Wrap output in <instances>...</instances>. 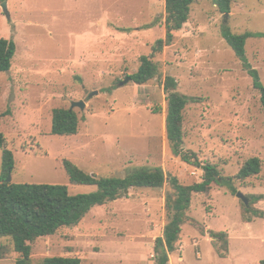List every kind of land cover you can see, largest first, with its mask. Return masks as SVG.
I'll return each mask as SVG.
<instances>
[{"label":"rangeland","instance_id":"374dc122","mask_svg":"<svg viewBox=\"0 0 264 264\" xmlns=\"http://www.w3.org/2000/svg\"><path fill=\"white\" fill-rule=\"evenodd\" d=\"M164 3L0 0V38L16 45L10 69L0 73V131L15 161L12 182L66 184L71 193L96 190L70 185L63 159L95 176L121 177L136 167L160 166L183 184L199 182L202 170L172 156L167 144L162 82L169 75L180 93L197 98L183 111L184 149L216 164L224 176L258 157L260 172L234 183L244 195L262 194L253 206L264 212L259 92L221 36L224 24L233 33L264 34V0H232L228 15L214 0H196L171 44L154 56L158 75L145 84L120 85L164 38ZM245 55L264 85V36L247 38ZM75 101L84 102L83 109H73L78 133L52 135V110ZM168 190V183L130 188L92 208L78 225L32 242L31 264L51 256L78 257L81 264H154V240L167 221ZM241 208L236 195L216 184L208 193H193L186 214L207 229L227 232L226 256L217 255L207 234L185 223L168 264H258L264 259V216L243 222ZM18 256L10 238L0 237V264H14Z\"/></svg>","mask_w":264,"mask_h":264},{"label":"trees","instance_id":"16d2710c","mask_svg":"<svg viewBox=\"0 0 264 264\" xmlns=\"http://www.w3.org/2000/svg\"><path fill=\"white\" fill-rule=\"evenodd\" d=\"M196 0H165V36L157 39L149 55L140 57L136 72L129 75L131 81L141 85L158 75V66L154 56L163 47L171 44L173 32L178 31L187 22L191 5ZM232 0H214L220 13L230 12ZM221 36L241 61L244 70L252 78L253 87L259 92V100L264 115V85L260 82L259 73L252 68L245 55V41L249 37L264 36L263 33H233L224 24ZM16 51L12 39L0 38V73L11 67ZM127 77V76H126ZM177 81L166 75L162 82L166 100L165 136L172 156L202 170L201 180L183 184L176 176L168 175L160 166H140L126 172L123 176H95L79 168L68 159L62 160L63 169L70 185H94L96 190L90 193H71L66 184L50 183H15L7 182L12 173L15 161L12 151L7 148V141L0 131L1 176H0V237L12 241L14 252L18 257L14 264H31V243L44 236H53L60 228L73 227L94 207L104 205L125 196L130 188H162L168 183L169 190L164 196V207L167 221L160 236L153 245L154 264H168L169 255L176 251L181 227L185 223L192 225L200 234H207L220 257H225L228 250L226 231H213L186 211L190 207L193 193H208L212 184L225 187L231 194L237 192L235 180L243 181L257 175L261 170L258 157L247 159L233 176H224L214 163L199 161L192 150L184 149L183 111L190 102L197 98L187 96L177 90ZM1 96V87H0ZM79 117L74 110L58 107L52 110L50 133L57 136H72L78 133ZM248 206L242 203L241 220L250 222L254 217H263L264 212L253 205L263 198L262 194L246 195ZM40 264H81L78 257L51 256L45 257ZM258 264H264L261 259Z\"/></svg>","mask_w":264,"mask_h":264},{"label":"water","instance_id":"95a60500","mask_svg":"<svg viewBox=\"0 0 264 264\" xmlns=\"http://www.w3.org/2000/svg\"><path fill=\"white\" fill-rule=\"evenodd\" d=\"M2 8L4 10V12L6 13V5L5 3L2 4ZM225 15H228V14H225ZM7 17H9V15L7 14ZM131 80V77L130 76H127L125 79H123L122 81H120V85H123L125 83H127L128 81ZM94 93H92L91 95H94ZM90 95V96H91ZM74 107H79L80 109H83L84 108V102L83 101H75V102H72L71 105H70V108L69 110H73ZM6 181L9 183L12 181L11 179V176H10V173L8 174L7 178H6ZM127 193V191H126ZM236 197L245 205V206H248L249 204V199L246 195H244L241 191H237L235 193Z\"/></svg>","mask_w":264,"mask_h":264},{"label":"crops","instance_id":"0c3cea01","mask_svg":"<svg viewBox=\"0 0 264 264\" xmlns=\"http://www.w3.org/2000/svg\"><path fill=\"white\" fill-rule=\"evenodd\" d=\"M171 258V255H169V259Z\"/></svg>","mask_w":264,"mask_h":264}]
</instances>
